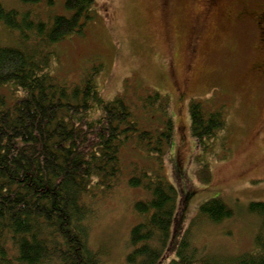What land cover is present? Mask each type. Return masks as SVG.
I'll use <instances>...</instances> for the list:
<instances>
[{
	"label": "trees",
	"instance_id": "16d2710c",
	"mask_svg": "<svg viewBox=\"0 0 264 264\" xmlns=\"http://www.w3.org/2000/svg\"><path fill=\"white\" fill-rule=\"evenodd\" d=\"M96 1L65 0L63 12L47 20L23 8H52L54 0H19L16 8L0 1V24L17 36L15 44H0V264H102L90 244L92 225L124 185L142 192L132 205L125 264H165L171 254L168 264H210L189 230L175 235L179 193L165 169L175 132L169 96L125 83L106 100L96 81L101 67L75 82L58 77L54 47L84 34L98 16ZM189 115L200 149L197 176L209 184L217 149L223 158L229 151L226 108L191 102ZM128 147L145 161L127 164ZM249 210L262 218L255 250L228 264H264V203ZM233 216L213 199L191 224Z\"/></svg>",
	"mask_w": 264,
	"mask_h": 264
},
{
	"label": "rangeland",
	"instance_id": "374dc122",
	"mask_svg": "<svg viewBox=\"0 0 264 264\" xmlns=\"http://www.w3.org/2000/svg\"><path fill=\"white\" fill-rule=\"evenodd\" d=\"M0 1L12 8L19 2ZM54 1L52 8L42 3L23 10L47 20L63 12L65 0ZM94 10L98 16L82 36L54 47L58 77L75 82L101 67L96 81L106 100L125 83L129 90L168 95L175 132L165 169L179 193L175 235L189 230L192 245L210 264L254 251L262 218L249 206L264 203V0H97ZM16 41L0 24V44ZM191 102L224 105L227 112L229 151L223 158L217 149L209 184L197 176L200 149L191 136ZM124 157L127 164L143 159L132 147ZM141 196L121 186L97 213L90 244L102 264H125L136 224L132 205ZM213 199L234 216L221 224H191Z\"/></svg>",
	"mask_w": 264,
	"mask_h": 264
},
{
	"label": "flooded vegetation",
	"instance_id": "af4514ba",
	"mask_svg": "<svg viewBox=\"0 0 264 264\" xmlns=\"http://www.w3.org/2000/svg\"><path fill=\"white\" fill-rule=\"evenodd\" d=\"M216 0H212V2H215ZM260 19V18H259ZM259 24H261V22H259Z\"/></svg>",
	"mask_w": 264,
	"mask_h": 264
}]
</instances>
